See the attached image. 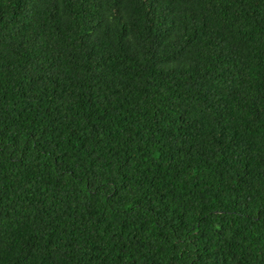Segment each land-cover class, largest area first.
<instances>
[{"label":"trees","instance_id":"1","mask_svg":"<svg viewBox=\"0 0 264 264\" xmlns=\"http://www.w3.org/2000/svg\"><path fill=\"white\" fill-rule=\"evenodd\" d=\"M0 264H264V0H0Z\"/></svg>","mask_w":264,"mask_h":264}]
</instances>
